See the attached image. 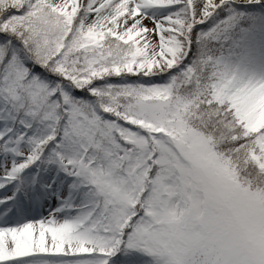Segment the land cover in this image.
Returning <instances> with one entry per match:
<instances>
[{
	"label": "snow or ice",
	"instance_id": "snow-or-ice-1",
	"mask_svg": "<svg viewBox=\"0 0 264 264\" xmlns=\"http://www.w3.org/2000/svg\"><path fill=\"white\" fill-rule=\"evenodd\" d=\"M0 264H264V0H0Z\"/></svg>",
	"mask_w": 264,
	"mask_h": 264
}]
</instances>
